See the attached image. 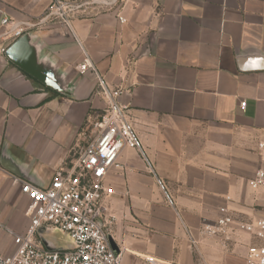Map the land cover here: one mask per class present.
Instances as JSON below:
<instances>
[{
  "label": "crops",
  "instance_id": "0c3cea01",
  "mask_svg": "<svg viewBox=\"0 0 264 264\" xmlns=\"http://www.w3.org/2000/svg\"><path fill=\"white\" fill-rule=\"evenodd\" d=\"M50 4L0 0V21L46 18L21 36L22 54L55 83L0 55V256L28 224L17 180L47 186L96 137L99 78L121 91L143 152L121 150L108 178L120 264H243L244 235L201 229L221 208L239 220L264 210L248 186L264 167V0H114L72 8L66 23ZM83 53L93 70L80 74Z\"/></svg>",
  "mask_w": 264,
  "mask_h": 264
},
{
  "label": "built area",
  "instance_id": "2783aa9c",
  "mask_svg": "<svg viewBox=\"0 0 264 264\" xmlns=\"http://www.w3.org/2000/svg\"><path fill=\"white\" fill-rule=\"evenodd\" d=\"M69 10L59 0H51L48 16L66 23ZM45 19L3 17L0 55L25 32L41 26ZM119 21L125 22L123 18ZM89 70L93 66L83 53L78 72L85 74ZM97 94L106 97L107 107L99 118L96 137L78 152L71 167L55 173L47 186L17 180L28 202L25 210L28 224L22 234L12 236L14 251L0 256V264H120V253L116 255L112 250L105 229V203L114 195L108 178L113 169L120 168L117 158L121 150H135L142 156L143 152L129 124L126 107L117 101L121 91L109 90L98 78ZM245 105L240 103L241 108ZM257 152L264 160V141L257 143ZM248 186L262 194L264 209V167L254 173ZM219 212L217 220L202 225V233L208 237H224L227 241L244 235L243 264H264V210L261 216L248 220L236 219L225 208ZM54 230L70 236L69 249L47 247L45 237Z\"/></svg>",
  "mask_w": 264,
  "mask_h": 264
},
{
  "label": "rangeland",
  "instance_id": "374dc122",
  "mask_svg": "<svg viewBox=\"0 0 264 264\" xmlns=\"http://www.w3.org/2000/svg\"><path fill=\"white\" fill-rule=\"evenodd\" d=\"M63 4V7L69 10V8L75 7H87L89 10L97 8H108L109 5L105 3H110L114 0H59ZM51 5V4H50ZM45 243L48 248L52 250H67L71 247L72 240L69 235L59 231L54 230L50 232L45 237Z\"/></svg>",
  "mask_w": 264,
  "mask_h": 264
},
{
  "label": "water",
  "instance_id": "95a60500",
  "mask_svg": "<svg viewBox=\"0 0 264 264\" xmlns=\"http://www.w3.org/2000/svg\"><path fill=\"white\" fill-rule=\"evenodd\" d=\"M24 46H25L24 38H20L16 40L6 51L5 53L6 57L12 62H14L16 65H18L20 68H22L24 71H26L33 78L39 80L40 82H42L47 86L54 87L55 83L53 81H51L45 74L38 71L31 63L27 61L26 57L22 54ZM109 242L114 253L118 255L119 250L110 237H109Z\"/></svg>",
  "mask_w": 264,
  "mask_h": 264
}]
</instances>
